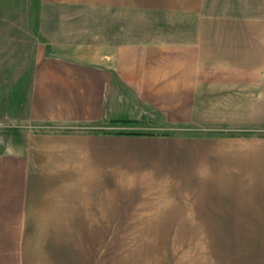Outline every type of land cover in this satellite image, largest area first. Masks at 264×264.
I'll list each match as a JSON object with an SVG mask.
<instances>
[{"label": "rangeland", "instance_id": "rangeland-1", "mask_svg": "<svg viewBox=\"0 0 264 264\" xmlns=\"http://www.w3.org/2000/svg\"><path fill=\"white\" fill-rule=\"evenodd\" d=\"M121 44L190 56L199 118L158 129L31 116L40 51ZM133 129L193 141L151 158L160 147L106 133ZM208 166L212 190L166 189ZM59 167L88 175L43 173ZM240 182L244 215H213L217 194L232 203L217 183ZM80 186L83 197L68 198ZM263 205L264 0H0V264H264V222L251 221Z\"/></svg>", "mask_w": 264, "mask_h": 264}, {"label": "crops", "instance_id": "crops-1", "mask_svg": "<svg viewBox=\"0 0 264 264\" xmlns=\"http://www.w3.org/2000/svg\"><path fill=\"white\" fill-rule=\"evenodd\" d=\"M128 2L129 0H111L113 5L119 3L128 5ZM66 48L68 49L66 53L48 54L40 51L35 58L29 102L33 118L67 121L98 120L112 125L122 124L131 127L149 125L158 129L199 118L202 109L195 99L196 89L199 87L195 78L199 74L195 70L194 61L189 60L190 56L163 54L162 49L146 44L138 46L121 44L112 54H101L97 50L89 54L76 51L72 53L69 47ZM123 121L127 122L123 123ZM115 131L142 133L119 134ZM115 131L106 133L111 137L139 139L160 147V150L146 152L151 158L162 156L165 159L172 155L184 154L183 150H186V146L193 141L184 136H172L167 131L141 129ZM14 169V174L25 172L24 168H21L24 170H19L18 167ZM59 169L54 172L43 169V173L88 175L74 167H59ZM91 170L93 174V168ZM178 174H185V181L172 182L170 188L166 187L170 191H176L174 197H186L189 192L194 191H210L211 184H216L212 182L209 166L200 173L183 170ZM217 184H219L218 188L213 190L233 191L229 194L232 203L228 204L227 194L223 197L217 194L214 196L218 198L217 204L211 205L215 209L213 215L226 217L244 215L243 206L237 202L242 200V196L235 194L241 193L243 184L241 182L238 186ZM142 186V189H148L146 183L143 182ZM84 190L83 186L76 187L72 190L75 194L68 198L76 200L82 198L80 191ZM104 190L108 191L109 188L106 187ZM205 195L208 198L211 196V194ZM88 206L69 205L68 212H76L77 208L82 214L81 209L87 207V211L90 209ZM26 212L28 213V209ZM193 213L196 211L192 209L191 217H194ZM19 215L23 216L20 212ZM34 215L42 216V213L39 211ZM258 216L256 214L254 216L256 219L253 218L251 221L264 222V218L259 219ZM219 220L227 221L228 218ZM106 221H115V219Z\"/></svg>", "mask_w": 264, "mask_h": 264}, {"label": "trees", "instance_id": "trees-1", "mask_svg": "<svg viewBox=\"0 0 264 264\" xmlns=\"http://www.w3.org/2000/svg\"><path fill=\"white\" fill-rule=\"evenodd\" d=\"M127 122V121H126ZM123 121V123H126ZM115 133H124V134H141L142 132H134V131H115Z\"/></svg>", "mask_w": 264, "mask_h": 264}]
</instances>
